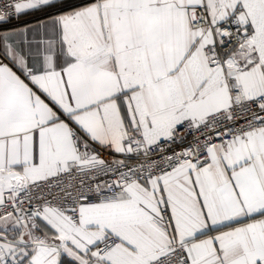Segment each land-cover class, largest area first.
<instances>
[{"label": "snow or ice", "instance_id": "snow-or-ice-1", "mask_svg": "<svg viewBox=\"0 0 264 264\" xmlns=\"http://www.w3.org/2000/svg\"><path fill=\"white\" fill-rule=\"evenodd\" d=\"M0 264H264V0H0Z\"/></svg>", "mask_w": 264, "mask_h": 264}]
</instances>
